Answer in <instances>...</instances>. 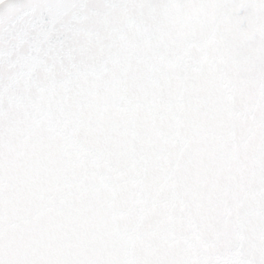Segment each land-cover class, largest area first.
<instances>
[{"label": "snow or ice", "instance_id": "obj_1", "mask_svg": "<svg viewBox=\"0 0 264 264\" xmlns=\"http://www.w3.org/2000/svg\"><path fill=\"white\" fill-rule=\"evenodd\" d=\"M0 264H264V0H0Z\"/></svg>", "mask_w": 264, "mask_h": 264}]
</instances>
